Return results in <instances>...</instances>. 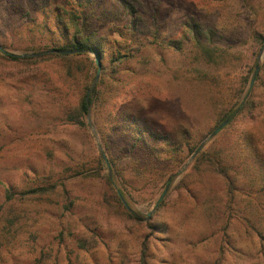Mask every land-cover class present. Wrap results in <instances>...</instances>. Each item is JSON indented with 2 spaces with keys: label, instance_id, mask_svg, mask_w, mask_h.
<instances>
[{
  "label": "rangeland",
  "instance_id": "374dc122",
  "mask_svg": "<svg viewBox=\"0 0 264 264\" xmlns=\"http://www.w3.org/2000/svg\"><path fill=\"white\" fill-rule=\"evenodd\" d=\"M128 1L141 18L134 28L119 0H88L83 8L85 32L104 52L99 78L104 72L106 98H121L118 88H142L126 107L143 127L182 146L186 140L199 147L223 114L245 101L246 108L177 174L194 152L185 158L167 190L127 174L138 218L129 219L106 188L108 171L94 172L98 147L89 126L91 138L50 125L40 94L27 97V61H0V205L7 190L47 191L19 200V220H0V264H264V42L257 40L264 38V0ZM69 4L0 0V49L25 55L49 44L47 30L40 33L43 19L54 28V9ZM189 22L211 32L213 61L194 47ZM163 40L182 47L165 48ZM119 52L125 58L111 66ZM58 67L53 59L38 68L55 80Z\"/></svg>",
  "mask_w": 264,
  "mask_h": 264
},
{
  "label": "trees",
  "instance_id": "16d2710c",
  "mask_svg": "<svg viewBox=\"0 0 264 264\" xmlns=\"http://www.w3.org/2000/svg\"><path fill=\"white\" fill-rule=\"evenodd\" d=\"M119 1L129 17L131 28L136 27L141 21L138 11L128 0ZM86 4H88V0H73V5L69 4V9L63 6L55 8L53 11L54 28H50L45 16L40 33L43 34L44 30H47L50 43L39 47V49H31L32 54L44 53L43 55L23 59L0 50V61L13 64L27 61V97H32L37 92L40 94L41 101L47 106L43 117L49 121L50 125L63 127L65 130L83 131L90 136L86 122L88 107L90 108V118L106 157L103 160L97 149L95 156L97 168L94 172L111 169L112 176H109L107 172L104 178L112 201L126 217L137 220L138 218L132 212L127 211L121 202V198H123L131 209L127 174L139 183L154 180L152 182L157 184L160 181V187L163 189L166 185L171 184L175 170L183 164L185 158L197 150L198 144H191L185 140L182 146V144L173 142L170 135L154 132L148 126L143 127L140 120L126 107L128 106L127 101L133 96V93L140 92L142 88L133 86L125 92H123L124 88H118L116 93H123L121 98L115 95L113 99L109 100L100 90V86L104 85V77H102L104 72H102L92 93L88 94L96 66L87 55H98L101 61L104 52L98 44L99 41L85 32L87 22L83 8ZM185 25L188 35L200 55L208 61H213L217 55V49L213 46L211 32L203 33L199 24L195 22ZM257 40L260 43L264 42L261 35H257ZM160 43L161 46L171 50L179 51L182 47L180 41L177 40H163ZM48 51L52 53H46ZM65 52L71 53L66 54ZM124 58L120 52L113 55L110 59L111 66L120 63ZM53 59L59 63L55 80L47 75V72H42L38 68L39 64ZM41 101L37 104L44 106ZM246 104L247 101L242 104L243 106L239 108L238 112L223 114L217 122V127L225 120H228L226 126H231L233 117H236L238 113L242 115ZM249 150L248 155L252 159V163L259 164L258 154ZM122 155L125 157L124 160L122 159L123 162ZM201 156L202 152L200 151L195 162ZM238 156L243 157L241 153H238ZM82 169L84 168L82 167ZM224 171L222 173L225 179H231L226 176L228 174ZM241 171H245V168ZM263 176L264 174H261L259 179L262 180ZM58 181L61 180L58 179ZM58 187L65 189L64 182L61 181ZM44 192L47 193L43 188H31L29 191L23 190L18 193L7 190L4 194V201L0 205V220L5 219L10 222L14 220V217L19 220L20 216L15 209L19 200L27 194L37 195ZM158 202V207H163L165 199ZM147 224L152 230L160 229L158 224L150 222ZM164 229L159 232L164 233Z\"/></svg>",
  "mask_w": 264,
  "mask_h": 264
},
{
  "label": "water",
  "instance_id": "95a60500",
  "mask_svg": "<svg viewBox=\"0 0 264 264\" xmlns=\"http://www.w3.org/2000/svg\"><path fill=\"white\" fill-rule=\"evenodd\" d=\"M1 50V49H0ZM46 53H52L51 51H48ZM66 54L68 53H71V52H65ZM44 53H37V54H32V53H28V54H25V55H14V56H17V57H20V58H23V57H36V56H40V55H43ZM95 65L97 67V72H96V75L91 83V86L88 90V94H91L94 87L96 86V83L99 79V73H100V70H101V62H100V57L98 55H95ZM256 70H257V66H256ZM90 108L88 107V112H87V115H86V121H87V124L89 126V129H90V132L91 134L93 135L94 139H95V142L97 144V147H98V150H99V153L102 157L103 160L106 159L105 157V154L103 152V149L101 147V144H100V141H99V138H98V135H97V131L94 127V125L92 124L91 122V118H90ZM228 123V120H225L224 122H222L217 128L216 130L210 134L209 136H207L205 138L204 141L201 142V144L199 145V147L197 148V150L188 158V160L182 165V167L178 170L177 174H181L185 168L192 162V160L195 158V156L197 155V153L202 149V147L204 146V144L209 140L211 139L213 136H215L216 132L219 131L220 129H222L225 125H227ZM108 174L110 176V170H108ZM168 185H166L165 187V190L168 189ZM121 202L123 204V206L126 208L127 211L131 212V210L129 209V207L127 206L126 202L124 201L123 198H121ZM154 211V210H153ZM150 215V214H149Z\"/></svg>",
  "mask_w": 264,
  "mask_h": 264
}]
</instances>
